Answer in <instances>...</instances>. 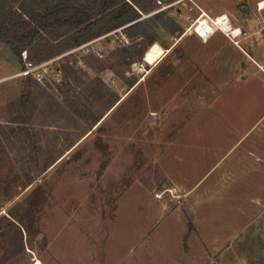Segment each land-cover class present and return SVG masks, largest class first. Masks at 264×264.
Returning <instances> with one entry per match:
<instances>
[{"label": "rangeland", "instance_id": "374dc122", "mask_svg": "<svg viewBox=\"0 0 264 264\" xmlns=\"http://www.w3.org/2000/svg\"><path fill=\"white\" fill-rule=\"evenodd\" d=\"M262 1L144 0L142 39L102 35L58 85L12 78L22 61L0 43V264H264ZM28 177L46 204L20 236Z\"/></svg>", "mask_w": 264, "mask_h": 264}, {"label": "trees", "instance_id": "16d2710c", "mask_svg": "<svg viewBox=\"0 0 264 264\" xmlns=\"http://www.w3.org/2000/svg\"><path fill=\"white\" fill-rule=\"evenodd\" d=\"M143 1L0 0V43L8 46L17 59L20 60L21 52L26 51L29 60L40 63L122 27L127 37H138L136 40H139L143 35L136 32V28L142 25L138 13L148 11ZM154 4V0H149L151 9H154ZM14 5H18L17 8H14ZM155 18L158 19V16ZM64 40L69 42L60 45L57 50L51 46L52 42L61 44ZM154 43L151 42V45ZM134 44L138 45L137 42ZM32 48L35 49L34 53ZM145 52L135 50V54L139 57ZM62 69L63 78L74 75L76 71L65 65H62ZM18 102L17 100L12 104L18 105ZM96 122L97 120L91 123L92 128ZM16 123L19 127L25 124L22 118H18ZM16 133L15 129H10L9 134ZM3 135L8 134L3 133ZM49 167L50 164L36 171L35 177H39ZM35 177L26 179L22 185L25 192L20 195L18 203L12 208V211H20V214L9 213L10 218L20 228L18 230L20 236L35 233L33 227L35 219L46 204L45 193Z\"/></svg>", "mask_w": 264, "mask_h": 264}, {"label": "built area", "instance_id": "2783aa9c", "mask_svg": "<svg viewBox=\"0 0 264 264\" xmlns=\"http://www.w3.org/2000/svg\"><path fill=\"white\" fill-rule=\"evenodd\" d=\"M97 41L98 39H94L40 63L29 60L27 52L23 51L20 55L22 66L11 77L32 79L40 84L49 82L50 84L58 85L63 80L62 65L74 70L83 69L85 67L84 57L91 52L92 48L90 47Z\"/></svg>", "mask_w": 264, "mask_h": 264}, {"label": "bare ground", "instance_id": "6f19581e", "mask_svg": "<svg viewBox=\"0 0 264 264\" xmlns=\"http://www.w3.org/2000/svg\"><path fill=\"white\" fill-rule=\"evenodd\" d=\"M261 10H264V1L261 3ZM198 26L195 28V32L199 34L200 37L206 38L209 34L212 33L213 28L208 23L207 20L199 21ZM213 24L222 31L229 32V35L233 38L237 37L240 34V30L236 28H232L229 26L228 18L222 16L218 18L216 21H213ZM164 55V50L158 45H153L149 51L145 55V62L149 65H154L157 63ZM155 123V122H154Z\"/></svg>", "mask_w": 264, "mask_h": 264}, {"label": "crops", "instance_id": "0c3cea01", "mask_svg": "<svg viewBox=\"0 0 264 264\" xmlns=\"http://www.w3.org/2000/svg\"><path fill=\"white\" fill-rule=\"evenodd\" d=\"M264 1V0H263ZM262 1V2H263ZM140 12V11H139ZM141 13V12H140ZM197 34V33H196ZM198 35V34H197ZM199 36V35H198ZM240 142V141H239ZM257 165L254 164V167H256ZM259 168V167H258ZM259 175V174H258ZM257 175H255V177L253 176V181L255 183V185L258 186V194L260 195H253V197L255 196L256 198H252L251 199V204L252 206H255L256 207V210L258 211H264V199H260V196H264V184L262 182H259V180H261L260 176L258 178H256ZM255 180H258V182L256 183Z\"/></svg>", "mask_w": 264, "mask_h": 264}, {"label": "water", "instance_id": "95a60500", "mask_svg": "<svg viewBox=\"0 0 264 264\" xmlns=\"http://www.w3.org/2000/svg\"><path fill=\"white\" fill-rule=\"evenodd\" d=\"M159 3H165L167 2L168 0H157Z\"/></svg>", "mask_w": 264, "mask_h": 264}]
</instances>
